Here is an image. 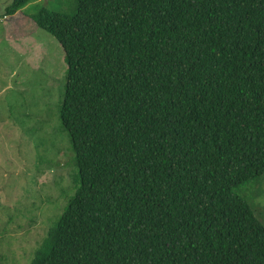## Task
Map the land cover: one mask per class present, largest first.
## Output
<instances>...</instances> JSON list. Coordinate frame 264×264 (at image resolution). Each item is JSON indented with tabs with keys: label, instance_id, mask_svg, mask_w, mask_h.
<instances>
[{
	"label": "trees",
	"instance_id": "obj_1",
	"mask_svg": "<svg viewBox=\"0 0 264 264\" xmlns=\"http://www.w3.org/2000/svg\"><path fill=\"white\" fill-rule=\"evenodd\" d=\"M31 18L65 51L78 186L30 264H264V224L235 192L264 173V0H74Z\"/></svg>",
	"mask_w": 264,
	"mask_h": 264
},
{
	"label": "rangeland",
	"instance_id": "obj_2",
	"mask_svg": "<svg viewBox=\"0 0 264 264\" xmlns=\"http://www.w3.org/2000/svg\"><path fill=\"white\" fill-rule=\"evenodd\" d=\"M12 1L0 0L1 15ZM73 6L74 0H30L15 17L0 16V264H30L78 186L59 115L65 51L27 20L41 7L65 13ZM235 192L264 224V173Z\"/></svg>",
	"mask_w": 264,
	"mask_h": 264
},
{
	"label": "crops",
	"instance_id": "obj_3",
	"mask_svg": "<svg viewBox=\"0 0 264 264\" xmlns=\"http://www.w3.org/2000/svg\"><path fill=\"white\" fill-rule=\"evenodd\" d=\"M13 17H15V16H13ZM9 18H11V17H9V16H6V18H5V19L7 20V19H9Z\"/></svg>",
	"mask_w": 264,
	"mask_h": 264
}]
</instances>
